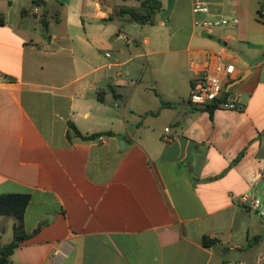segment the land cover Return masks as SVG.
<instances>
[{
  "label": "crops",
  "instance_id": "obj_1",
  "mask_svg": "<svg viewBox=\"0 0 264 264\" xmlns=\"http://www.w3.org/2000/svg\"><path fill=\"white\" fill-rule=\"evenodd\" d=\"M43 1L0 0V195L31 196L11 264H264L237 202L264 201V0H161L146 26L117 15L138 0ZM195 1L239 25L196 27ZM217 56L240 110L189 104Z\"/></svg>",
  "mask_w": 264,
  "mask_h": 264
},
{
  "label": "built area",
  "instance_id": "obj_2",
  "mask_svg": "<svg viewBox=\"0 0 264 264\" xmlns=\"http://www.w3.org/2000/svg\"><path fill=\"white\" fill-rule=\"evenodd\" d=\"M192 11L196 17L203 14L208 18L205 20L194 19V25L203 29L204 31H211L219 28H236L240 21L237 18H230L223 15H212L210 7L207 3L195 1L193 3ZM213 17L212 19L209 17ZM259 17L264 22V2L259 11ZM122 40L128 42L126 37H120ZM109 56V54H107ZM237 78V69L232 63H225L222 57L217 56L214 59L210 58L206 69L203 73L196 77L191 86L189 96V104L195 109H208L215 107V109L240 110L241 95L238 92L226 89L227 85L234 82ZM166 133L170 132L167 128ZM107 137L101 135L99 140L106 141ZM177 139L176 134H172L166 140L172 141ZM238 204L248 206L253 212H256L261 217H264V201L260 197L253 194H245L239 197ZM234 264H247L246 262H237Z\"/></svg>",
  "mask_w": 264,
  "mask_h": 264
},
{
  "label": "trees",
  "instance_id": "obj_3",
  "mask_svg": "<svg viewBox=\"0 0 264 264\" xmlns=\"http://www.w3.org/2000/svg\"><path fill=\"white\" fill-rule=\"evenodd\" d=\"M138 1L140 2L139 9L122 7L117 15L128 16L131 22L141 26L155 25L156 15L158 14V12L162 11L163 8L161 0H138ZM43 2H44L43 0H33V5L41 6ZM110 20H114V17H111ZM4 24H5L4 19L0 17V26ZM43 25H44V29L47 30L48 24L46 21H43ZM162 106L167 107V106H171V104L164 102L162 103ZM214 109L215 107H209L208 109H198V110L208 111L212 114ZM94 137L96 138L97 136ZM241 156L238 158L237 162L241 159ZM30 200H31V196L28 194L0 195V216L13 217L17 221L14 226L13 241L6 246L0 245V264H11L10 257L19 248L20 244L30 237V235L26 233L24 227V215L30 203ZM256 240H260V238ZM204 244L206 246H211L212 242L209 241L208 239H205Z\"/></svg>",
  "mask_w": 264,
  "mask_h": 264
},
{
  "label": "water",
  "instance_id": "obj_4",
  "mask_svg": "<svg viewBox=\"0 0 264 264\" xmlns=\"http://www.w3.org/2000/svg\"><path fill=\"white\" fill-rule=\"evenodd\" d=\"M233 86H234V84L232 83L230 87H233Z\"/></svg>",
  "mask_w": 264,
  "mask_h": 264
}]
</instances>
